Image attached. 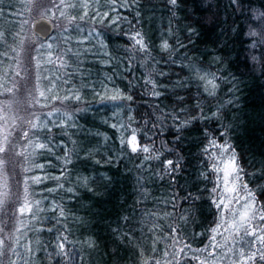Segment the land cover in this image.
<instances>
[{
	"label": "trees",
	"instance_id": "16d2710c",
	"mask_svg": "<svg viewBox=\"0 0 264 264\" xmlns=\"http://www.w3.org/2000/svg\"><path fill=\"white\" fill-rule=\"evenodd\" d=\"M41 1L0 0V44L6 48L0 60V112L10 110L12 115L7 123L4 117L0 118V256L4 264H12L16 249L22 246L26 249L23 241L27 232L22 229H28L29 225L37 229L28 234L34 264H136L140 257L135 248L141 250L143 260H149L152 233H156L157 240L162 239L161 232L168 231L165 225L173 222L172 216L164 214L178 217L192 211L191 202H184L189 193L197 197L194 222L185 226L180 221L179 226L185 228V240L194 249L208 247L211 251V236L215 233L210 230L218 224L227 225L224 211L215 207L217 189L215 193L210 191L219 174L212 170V160L204 152L208 144L205 128L217 135L226 131L220 140L227 139L236 150L243 169L241 183H246L255 192L258 203L264 205V43L259 46L255 43L258 35L249 36L252 31L258 33V22L264 27V17L260 16L264 12V0H238L237 4L232 0H179V7L169 5L167 0H127V3L121 0L116 5L117 12L112 14L123 17L117 25L109 24L108 20L99 24V17L92 19V0H88L89 16L85 19L80 18L84 0L80 3L55 0L53 4L59 6L67 27L58 37H53V31L46 41L35 39L33 46L25 37L27 26L32 17L49 18L50 15L36 7ZM95 7L101 12H111L112 6L99 0ZM210 17L214 21L209 22ZM189 26H194L199 33L192 35V43L188 42L186 31ZM93 29L98 35L88 36L92 40L86 34ZM135 29L145 35L150 56L142 58L143 53L133 50L125 34ZM177 37L187 48L172 51L171 60L175 63H166L169 53L161 51L160 45L164 40L171 43ZM49 39L53 40L51 48L46 46ZM97 45L101 48L98 54H83L84 49ZM25 47L37 49L39 70L34 71V63L32 66V62L22 59ZM193 65L201 73H215L220 77L215 97L203 93L202 82L191 71ZM153 68L157 72L163 68L168 73L159 77L152 73V78L164 85L156 89L162 92L159 98L144 83ZM233 76L239 81L236 85L239 91L233 82L224 79L231 81ZM182 81H187L188 86L181 87ZM102 85L132 95L133 100L121 102L124 107L116 108L120 111L113 116L114 107L101 106L94 95ZM73 92H78L81 101L66 96ZM178 96L185 99L179 101ZM194 96L200 98L208 115L219 107L220 119L193 121L180 130L177 139L179 123L194 111ZM51 99L72 107L67 114L72 116L68 123L75 126L60 129L50 124L51 133L40 132L39 139L54 146L52 151L35 152L37 138L33 131L42 126L44 116L33 111L25 114V109L30 105L45 108ZM180 107L185 108L183 113L177 111ZM234 112L240 113L238 126ZM132 129L140 144L152 149L150 153L133 154L126 145L121 146V140L126 141ZM45 135L48 141L43 140ZM73 149L80 158L72 155L73 163L67 166L66 178L51 179L60 175L65 150ZM157 154L158 160L143 159ZM177 157L180 166L173 178L163 171L161 162ZM35 164L45 167L36 169ZM34 175L48 179L34 185L30 179ZM81 177L88 178L92 191L80 183ZM57 184L71 186L78 190L77 194L45 191ZM17 193L18 200L24 202L25 212L28 199L41 200L44 211L38 214L37 221L20 214ZM173 196L178 198L173 201ZM45 197L47 200L58 197L70 218L65 221L58 213L53 215L48 211ZM149 213H155V226ZM126 216L130 222L123 220ZM48 228L54 231H47ZM128 229L134 234L135 248L124 239ZM54 232L69 238L63 254L54 247ZM89 240L93 242L92 247L87 243ZM217 241L223 242L219 235ZM160 247L157 243L156 248ZM198 255L205 259L204 254ZM156 259L166 264L162 255H156ZM221 262L229 264L217 250L213 264ZM179 264L197 262L181 254Z\"/></svg>",
	"mask_w": 264,
	"mask_h": 264
},
{
	"label": "snow or ice",
	"instance_id": "6c2138e0",
	"mask_svg": "<svg viewBox=\"0 0 264 264\" xmlns=\"http://www.w3.org/2000/svg\"><path fill=\"white\" fill-rule=\"evenodd\" d=\"M121 0H105L106 4H110L111 12L103 11L95 7V4L99 3V0H92L91 13L92 19L96 20L99 24H103L105 20H108L109 24L117 25L123 17L119 15H112L117 12L116 5L120 3ZM127 3V0H124ZM77 3H80V0H77ZM167 3L173 7H179V0H167ZM233 4H237L238 0H232ZM123 6V5H121ZM70 7L75 8V5H70ZM89 3L88 0H84L83 6L80 9V18L85 19L89 16ZM175 16V13H173ZM261 17H264V12L260 13ZM111 17V18H110ZM214 17L209 18V22L214 21ZM171 30V28H170ZM186 31L189 33L188 42L192 43V35H199L194 26H189ZM87 36L98 35V33L93 29V31L86 34ZM127 38L132 42L133 50L138 53H143V57H147L151 55L150 45L145 39V35L139 31V29H135L131 34H125ZM258 35L257 32L252 31L249 33V36L256 37ZM178 48H187V45L180 42L177 37L171 43L168 40H164L160 45V50L164 52H168L169 56L165 58V62L175 63V61L171 60V52L176 51ZM253 60L256 59L255 56L252 57ZM153 62H155V58H153ZM158 63V62H156ZM192 73L196 75V79L199 82H202L203 93L209 97H215L217 95V89L219 87L217 81L220 77H217L215 73H201V70L197 68L195 65L192 66ZM152 73H155L156 77L165 76L166 73L163 68H161L158 72L156 69H152L149 74V78L144 80V83L151 86L153 89L152 95L156 98H159L162 95L161 91H157L158 88H164V85L158 83V80L152 78ZM226 82H233V87L236 88V91L239 89L236 85L239 83L235 76L231 77V81H228L227 77H224ZM181 87H187V81H182L180 84ZM94 95L96 99L99 101L101 106H105L107 104H111L114 108H122L124 104L121 103L123 101H132V95H126L119 90H109L105 88H101L99 91H94ZM66 96L75 101H81V96L78 92H73L71 95L66 93ZM185 97L178 96L177 100L183 101ZM231 103V101H229ZM194 111L189 117H184L183 120L179 123L176 132L177 139L180 138V130L184 127L189 126L193 121L200 120H219L221 116V112L219 107L216 110L211 112V115H208L204 112V106L202 105L200 98L197 96L193 97ZM78 107V106H77ZM83 111V109H80ZM179 113H183L185 111L184 107H180L177 110ZM53 117L55 120H53ZM71 115H65L61 112L52 113L51 116L48 113L44 114L42 118V126L34 129V135L37 138V143L35 146L36 151H46L51 152L54 146L46 142H42L39 139L40 132L51 133L52 128L49 127L51 124L52 127L63 129L65 127H74L75 125L69 124L71 121ZM176 119L180 121V117L177 116ZM112 127H116L115 124L111 125ZM123 127V126H121ZM224 127L223 125L221 126ZM205 137L208 140V144L204 147V152L209 154V159L212 160L211 168L214 172L219 174V183L214 185L211 192L215 193L216 188H222V191L227 194V202L224 196H221L218 202H215V207L217 209H221V211L227 210L229 215L231 216L230 221H225L227 226L224 224H218L216 227H213L210 231L215 233L211 236L212 244L210 245L211 251L208 247L194 249L190 241L185 240V228L179 226V222L182 221L186 226L191 222H194L195 214V201L197 197L193 196L191 193L187 194L185 197V203H190V208L192 211L188 214H181L180 216H175L172 213H165V216H172L173 222L171 224L165 225L167 228V232H161L162 239H156V233H152V242L149 249V254L151 259L143 260L142 252L139 248H135V242L132 240V229H128L126 233L123 234L124 239L129 240V243L133 245L136 251L137 257L140 259L136 260V264H161L159 259H156V255H162L166 264H179V258L181 254H184L185 257L189 260H195L197 264H213L216 261V252L217 250L220 252L221 257L224 260H227L229 264H264V205L258 203L256 194L254 191L248 188L246 183H241L242 181V172L243 169L239 164V158L236 153V150L232 143L227 139L220 140V137L226 135V131H220L219 134L210 133L207 128L204 129ZM48 135H45L43 140L48 141ZM127 146L130 149L131 153L135 154L138 152L142 153H150L152 149L148 146L141 145L136 131L132 129L129 134V138L125 140H121V146ZM85 154H87V149L84 150ZM75 154L77 159H79V154L75 153V149L71 152L65 150L63 155V163L64 166L60 170L59 176L51 177L53 180H60L62 178H66L68 174V165L73 163L72 155ZM159 159V154L155 157L145 156L143 159ZM59 159V158H57ZM106 160H111L110 157H106ZM97 164L100 163L99 160L95 161ZM180 159L177 157L176 160L166 159L161 162V167L163 171L166 172L169 176L174 178L175 173L179 171ZM45 167L44 164H35L36 169H43ZM31 183L34 185H39L44 183L48 177L34 175L31 178ZM110 181V178H107ZM80 183L84 184L87 187L88 191H92L91 187H88V178L81 177ZM21 191H24L23 189ZM45 191L52 193L53 191H64L66 193L76 195L77 189L69 186L65 188L64 184H57L55 188H47ZM5 195L7 193H4ZM25 195L28 196V192H25ZM17 202L21 204L19 209L20 214L22 216H27L29 219L33 221L38 220V214L43 212L44 209L41 207V200H29L27 201V211L24 210V202L19 201V193L16 194ZM178 197L173 196L172 200L175 201ZM47 200V198H44ZM47 204L49 205L48 211H50L53 215L58 213V217L62 220L67 221L70 217L66 216V209L63 206V203L60 201L58 197L47 200ZM233 204L238 205L239 209L237 210L235 207H232ZM172 207L175 208L176 205L172 203ZM149 216L152 218V223L155 226V213H149ZM123 220L126 222H130L129 217H123ZM64 227V225H62ZM223 227V232H220V228ZM22 231L27 232V238L23 241L24 245H27L26 249L22 246L21 248L16 249L12 253L13 261L12 264H34V262L30 258V254L34 252L31 247L32 241L28 239L29 231H37V229L31 228L29 225L28 229H22ZM47 231H54L52 228H48ZM150 231V230H149ZM171 233V236L168 235ZM116 234L119 236L120 233L118 229L116 230ZM226 234V235H225ZM220 236L222 239V243L217 241V236ZM53 239L56 241L55 248L60 250V253H64V249L66 243H68V236L63 235L59 232H54ZM89 247L93 246V242L91 240L87 241ZM160 243L161 247L159 249L156 248V244ZM164 245L168 247L165 248ZM188 253H191V256H188ZM198 253H202L205 256V259H201ZM154 254V255H153ZM171 257V259H167ZM0 264H4L3 257L0 256ZM222 264V262H221Z\"/></svg>",
	"mask_w": 264,
	"mask_h": 264
},
{
	"label": "rangeland",
	"instance_id": "374dc122",
	"mask_svg": "<svg viewBox=\"0 0 264 264\" xmlns=\"http://www.w3.org/2000/svg\"><path fill=\"white\" fill-rule=\"evenodd\" d=\"M54 1L55 0H47V1H43L42 0L41 2L38 3V5H36V7L38 8V10H40V12H47V14H50L49 18L36 16V17H32V19L34 20V19H37V18H45V19L49 20L50 22H52L53 27H54L53 31H55V36H53V37H58L60 35V33H61L60 31H64L66 29L67 23L65 22V19L62 16V12H60L59 6L53 4ZM46 5H48L49 8ZM260 24H261V22H258V25H259V28L257 29L258 30V39H257V42H255V43L257 45H259V46H263L262 43H264V27H263V25H260ZM30 28H31V23L27 26L25 37L27 36L30 39V41L32 42V45L34 46L35 45V43H34L35 39L31 38ZM88 38L92 39V40L94 39L93 37H88ZM50 39L46 43V46L48 48H51L52 45H53V40H50ZM59 43H60V40H59ZM23 44H26V41H23ZM252 45L254 46L255 44L252 43ZM253 46H251V47H253ZM5 49H6L5 46L3 47V44L1 43L0 44V60H2V57L4 56ZM100 50H101V48H98V45H97V47H95V48L84 49L83 54H86L87 52H90V53H95L96 52L98 54L100 52ZM19 55H20V52H19ZM80 55H81V53H80ZM37 56H38L37 55V49L35 50V49H33V47H25L24 52L22 53V59L24 61L28 60L30 63L32 62V66H33V63H34V71L39 70V67H37L38 64H39V62H38L39 59H38ZM0 65H1V63H0ZM101 88H105V89H109L110 90V88H108L106 85H102ZM37 99L39 100V97ZM230 107H232V106H230ZM71 110H72V107L67 106L62 101L56 102L53 99H51L50 103L47 104V106L45 108H40V106L39 107H37V106L34 107V106H31V105L28 106L25 109V114H30V112L33 111V114L38 115V116H44L45 113H48L51 116V114L55 113V112H61V113H64L65 115H67L68 113H71ZM111 110H112V108H111ZM119 111L120 110H117L116 108H113L112 115L115 116ZM1 116L6 119V123H7L8 122L7 119L11 118L12 115H11L10 110H8V111H6V113L5 112H0V118H1ZM234 116L236 118V124L235 125L238 126L239 123H240V121H239L240 113L234 112ZM5 125L6 124H2L1 126H5ZM219 182H220L219 181V176H217L216 184L219 183ZM216 189H217L216 194H217L218 200L220 199L221 196H224L225 199H226V202H227V194H225L222 191V188L218 187ZM218 200H217V202H218ZM232 207H235L237 210L239 209V206L235 205V204H233ZM223 219H226V221L227 220L228 221L231 220V216L229 215V212L227 210L224 211V218ZM224 222H225V220H224Z\"/></svg>",
	"mask_w": 264,
	"mask_h": 264
},
{
	"label": "water",
	"instance_id": "95a60500",
	"mask_svg": "<svg viewBox=\"0 0 264 264\" xmlns=\"http://www.w3.org/2000/svg\"><path fill=\"white\" fill-rule=\"evenodd\" d=\"M52 22L45 18H37L31 22L30 34L32 39L46 41L53 33Z\"/></svg>",
	"mask_w": 264,
	"mask_h": 264
}]
</instances>
